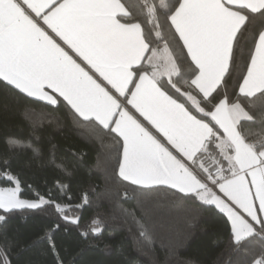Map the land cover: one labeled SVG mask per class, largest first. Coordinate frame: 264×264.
I'll return each instance as SVG.
<instances>
[{"label":"snow or ice","instance_id":"obj_1","mask_svg":"<svg viewBox=\"0 0 264 264\" xmlns=\"http://www.w3.org/2000/svg\"><path fill=\"white\" fill-rule=\"evenodd\" d=\"M257 16L264 0H0V83L51 106L62 98L78 124L122 148L123 180L214 206L239 250L264 238V29L237 63L239 37ZM6 143L40 154L30 142ZM12 159L0 157V180L12 185L0 187V223L47 203L64 212L38 192L21 198ZM15 251L0 242V264H13ZM250 264H264V247Z\"/></svg>","mask_w":264,"mask_h":264},{"label":"trees","instance_id":"obj_2","mask_svg":"<svg viewBox=\"0 0 264 264\" xmlns=\"http://www.w3.org/2000/svg\"><path fill=\"white\" fill-rule=\"evenodd\" d=\"M261 29L264 20L257 16L239 37L241 68L251 35ZM239 74L233 71L230 86ZM254 114L252 128L259 130L261 111ZM9 138L30 142L39 156L31 149L10 150ZM9 156L12 172L20 174L22 199L36 200L38 192L65 208L58 213L47 203L14 211L0 223V242L6 239L16 249L13 264H58V259L64 264H250L251 254L264 247V238L254 236L233 250L226 217L214 206L182 200L174 190L147 189L123 180L122 148L111 136L78 124L62 98L51 106L0 83V157ZM57 182L66 187L59 188ZM11 186L0 180V187ZM93 220L99 221V233L91 230Z\"/></svg>","mask_w":264,"mask_h":264},{"label":"crops","instance_id":"obj_3","mask_svg":"<svg viewBox=\"0 0 264 264\" xmlns=\"http://www.w3.org/2000/svg\"><path fill=\"white\" fill-rule=\"evenodd\" d=\"M122 178V177H121ZM123 179V178H122ZM129 182V181H128Z\"/></svg>","mask_w":264,"mask_h":264}]
</instances>
